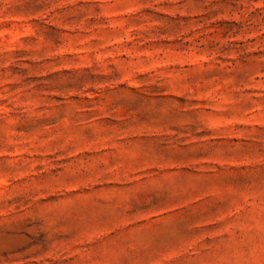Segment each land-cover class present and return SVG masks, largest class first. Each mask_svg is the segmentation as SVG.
<instances>
[{
    "label": "rangeland",
    "instance_id": "rangeland-1",
    "mask_svg": "<svg viewBox=\"0 0 264 264\" xmlns=\"http://www.w3.org/2000/svg\"><path fill=\"white\" fill-rule=\"evenodd\" d=\"M0 264H264V0H0Z\"/></svg>",
    "mask_w": 264,
    "mask_h": 264
}]
</instances>
